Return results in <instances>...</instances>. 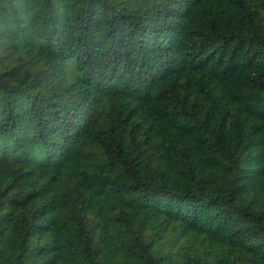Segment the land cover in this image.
<instances>
[{
	"label": "trees",
	"instance_id": "16d2710c",
	"mask_svg": "<svg viewBox=\"0 0 264 264\" xmlns=\"http://www.w3.org/2000/svg\"><path fill=\"white\" fill-rule=\"evenodd\" d=\"M0 264H264V0H0Z\"/></svg>",
	"mask_w": 264,
	"mask_h": 264
}]
</instances>
